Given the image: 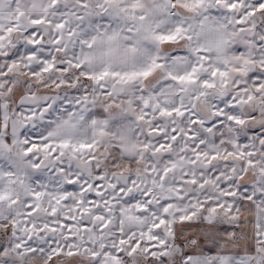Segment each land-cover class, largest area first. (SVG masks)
<instances>
[{
    "label": "snow or ice",
    "instance_id": "1",
    "mask_svg": "<svg viewBox=\"0 0 264 264\" xmlns=\"http://www.w3.org/2000/svg\"><path fill=\"white\" fill-rule=\"evenodd\" d=\"M0 264H264V0H0Z\"/></svg>",
    "mask_w": 264,
    "mask_h": 264
}]
</instances>
